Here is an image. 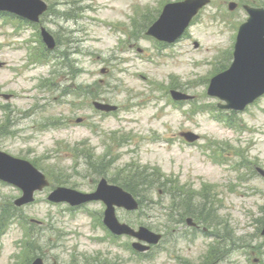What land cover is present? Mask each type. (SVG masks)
Wrapping results in <instances>:
<instances>
[{
	"label": "rangeland",
	"instance_id": "obj_1",
	"mask_svg": "<svg viewBox=\"0 0 264 264\" xmlns=\"http://www.w3.org/2000/svg\"><path fill=\"white\" fill-rule=\"evenodd\" d=\"M49 1L52 14L43 25L59 37L57 52L69 55L74 70L70 74L59 64L38 66L40 62L34 60L35 51L42 54L35 42L38 32L28 26L16 32L10 23L3 26L0 22V62L4 63L0 92L14 95L11 100L0 97V124H9L0 134V149L39 160L58 183L68 187L77 184L73 188L85 192L93 190L92 185L104 176L127 180L129 170L157 168L166 180L154 189L140 191L144 192L143 211L118 212L121 219L150 223L153 229L167 233L162 247L145 264H179L168 252L181 264L206 262L205 242L213 238L176 224L178 199L174 198L183 188L196 194L189 195L194 206H208L212 222H205L221 233L220 252L226 254L219 264H249L252 259L246 262L243 245L245 241L260 244V239L254 236L248 217L253 214L254 219H261L264 215V177L259 173V169L264 171V98L250 111L234 115L242 129L227 126L217 119L218 112L207 111L219 102L207 95L210 77L231 61L229 51L224 52L233 45L234 26L245 20L244 11L232 14L228 10L231 0H215L199 15L184 40L170 50H158L145 29L168 0ZM243 1L264 4V0ZM68 10L79 17L78 22L68 20L72 14H63ZM195 42L200 44L198 48ZM103 68L105 74L101 73ZM44 77L59 87L86 86L104 78L107 83L103 89L95 91H102V97L119 105L120 112L117 116L102 115L91 109L88 101L57 97L40 87ZM173 86L195 95L197 107L206 109L193 114L187 113L190 103H170L167 96L170 99L168 92ZM78 117H85L88 124H76ZM187 130L198 133L201 139L186 144L179 137ZM83 142L89 146L78 150L77 144ZM219 154L223 160L217 159ZM203 183L213 185L209 187L212 197H205ZM158 189L165 192L158 195ZM49 192L50 188L38 192L34 203L17 208L0 224V264H16L19 257L15 254L22 252L15 243L22 233L18 217L33 234L29 261L40 254L48 264H141L126 262L121 255L115 261L89 239V234L101 231L93 228L101 202L73 210L63 203H48ZM20 195L16 187L0 183V204H14ZM245 208L253 213L245 215ZM213 217L224 221L222 228L214 224ZM224 225L230 235L224 234ZM262 246L264 264V242ZM14 252L11 263L9 257ZM118 252L129 255L122 249ZM225 258L233 262H225Z\"/></svg>",
	"mask_w": 264,
	"mask_h": 264
},
{
	"label": "water",
	"instance_id": "obj_2",
	"mask_svg": "<svg viewBox=\"0 0 264 264\" xmlns=\"http://www.w3.org/2000/svg\"><path fill=\"white\" fill-rule=\"evenodd\" d=\"M32 6L37 5L36 0H0V7L13 8L19 2H26ZM205 0H187L177 6H168L161 20L151 29V33L159 35L162 27H174L179 34L189 23L191 17L205 3ZM179 6V7H178ZM37 7V6H36ZM176 7H178L176 9ZM258 41L253 43L251 38ZM264 16L260 11H252V17L242 28L236 51V61L232 69L213 79L210 93L219 95L229 101L231 106L240 103L243 107L256 96L264 92ZM243 52L255 55V61H243ZM0 175L5 179L24 184L26 173L21 171L19 177L10 168H0ZM33 186H30V189Z\"/></svg>",
	"mask_w": 264,
	"mask_h": 264
},
{
	"label": "trees",
	"instance_id": "obj_3",
	"mask_svg": "<svg viewBox=\"0 0 264 264\" xmlns=\"http://www.w3.org/2000/svg\"><path fill=\"white\" fill-rule=\"evenodd\" d=\"M140 175V174H138ZM156 175V176H155ZM153 177H156V179H158V175L156 172H152L150 175L145 174L144 176H136L135 174L131 176V179H134L133 181L135 182V184L137 185L138 188H140V186L146 187L149 184V180H153ZM133 181H131V184H133ZM129 189H132L133 192L134 190H136L135 188L133 189L130 186H127Z\"/></svg>",
	"mask_w": 264,
	"mask_h": 264
},
{
	"label": "flooded vegetation",
	"instance_id": "obj_4",
	"mask_svg": "<svg viewBox=\"0 0 264 264\" xmlns=\"http://www.w3.org/2000/svg\"><path fill=\"white\" fill-rule=\"evenodd\" d=\"M259 233H261V232H259ZM246 247L248 248V245H246ZM258 249H259V247H258ZM258 253H259V251H252V252H250V251H248V249H246L245 258L248 260V256H249V257H251L253 259V263L254 264H263L262 263V261H263L262 260V255L259 253V256L260 257H258L257 256ZM220 260L221 259H218L217 261H214L213 264H219Z\"/></svg>",
	"mask_w": 264,
	"mask_h": 264
}]
</instances>
